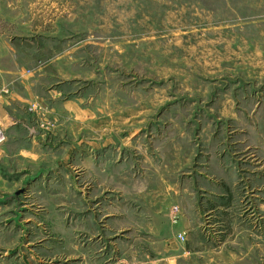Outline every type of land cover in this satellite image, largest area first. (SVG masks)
Wrapping results in <instances>:
<instances>
[{"label": "rangeland", "instance_id": "374dc122", "mask_svg": "<svg viewBox=\"0 0 264 264\" xmlns=\"http://www.w3.org/2000/svg\"><path fill=\"white\" fill-rule=\"evenodd\" d=\"M0 69L44 103L11 134L58 151L2 169L0 252L264 264V0H0Z\"/></svg>", "mask_w": 264, "mask_h": 264}, {"label": "crops", "instance_id": "0c3cea01", "mask_svg": "<svg viewBox=\"0 0 264 264\" xmlns=\"http://www.w3.org/2000/svg\"><path fill=\"white\" fill-rule=\"evenodd\" d=\"M16 73L18 72L15 70L0 69V79H1L0 118L6 124V128L9 132L8 133L9 135L7 136L5 141L0 145L1 146L0 147V201H3L6 199V197H4L6 193H10L11 191H13L12 183L10 181L11 179L10 178L4 179V177H2L3 175L2 169L5 170L4 174L6 175L16 176L17 174H19V171H21L22 169H25L27 160H29L30 164L32 162L36 164H41L40 160H43V154L45 153L49 155L48 157L50 158L53 157V159L56 160L58 151L56 152L57 146H55L53 141L56 138L58 141H60L58 130L56 131L57 134H55L56 137L55 138L50 137L48 140V143L54 144L52 147L51 145L46 144L45 142L46 138L43 137V135H40L41 133H38V132L35 134L31 133V135H29L30 136L29 139H28V136H25L23 138V137H20L19 134H11L16 129L15 127L18 125V121L9 112L10 110H13L12 108L16 101L19 103L20 102L23 103L25 106L27 105L28 102H33L34 103L33 109L37 112H40L41 110L44 109L43 99L41 98V95L36 92L35 87H37V85L35 83L31 84L29 87L27 86L26 82L22 84V86H24L25 94L19 93L15 90H11L10 87L9 89H6V90L2 89L3 87L2 79L5 76L9 77L13 74L15 75ZM37 74L39 73H34L31 78L36 77ZM54 94H55L54 99L62 98L63 91L62 89H60V86L58 87L56 86ZM67 103H72V102H70V100L67 101L66 99H63L62 104H61L63 110L66 109ZM51 109L52 111H54L52 113H55L56 111V114H52V117H55L56 125L59 128V125L61 122V118L59 114L60 110H58V108L57 109L51 108ZM32 125L33 124H27L24 126L27 128H33ZM44 143L45 145H43ZM52 148H53L54 155L50 152ZM17 160H21V161L19 162ZM6 169H8L9 171H6ZM2 183H6L7 186L2 188L1 187ZM13 184L16 189V186H17L16 181ZM1 235H4V233H2ZM11 251L13 250L9 248V249H6L4 252H0V255L2 253V255L0 256V264H31L30 262L28 263V259L26 260V258H24L23 256H20L21 254H19V252L15 254V252H11ZM8 255L9 257H6ZM19 256L21 257L20 259L18 258ZM77 257H78V254L75 255L76 259ZM85 264H93V263L90 261L89 263H85Z\"/></svg>", "mask_w": 264, "mask_h": 264}, {"label": "built area", "instance_id": "2783aa9c", "mask_svg": "<svg viewBox=\"0 0 264 264\" xmlns=\"http://www.w3.org/2000/svg\"><path fill=\"white\" fill-rule=\"evenodd\" d=\"M5 139H6V137H5L4 130L0 126V145L5 141ZM151 264H159V262L153 261V262H151Z\"/></svg>", "mask_w": 264, "mask_h": 264}]
</instances>
